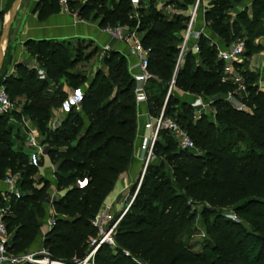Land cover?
I'll return each instance as SVG.
<instances>
[{
    "label": "trees",
    "instance_id": "1",
    "mask_svg": "<svg viewBox=\"0 0 264 264\" xmlns=\"http://www.w3.org/2000/svg\"><path fill=\"white\" fill-rule=\"evenodd\" d=\"M83 1L84 5L76 10L80 19L99 21L100 28L120 25L137 29L143 48L149 50L151 75L153 71H159L157 79L147 84L148 112L157 116L165 106V116L177 121L189 134L195 148L204 152L199 156L192 151L180 150L169 133H159L153 148L155 161L148 165L132 204L119 222L114 237L117 249L100 247L94 264H137V260L145 264H263L262 239L221 213L202 211L207 218L206 231L211 241L201 252L184 247L179 237L195 220L192 206L197 203L216 209L241 202L235 212L250 215L261 222L264 230V202L252 199L257 194L264 198V91L253 79L246 78L239 83L224 79L227 76L223 73L225 63L218 59L217 46L210 44L204 36L197 38L198 53L188 52L182 67L175 72L180 49L169 44L167 35L177 30L184 32L189 16L163 21L152 5L145 9L141 0L138 18L134 19L130 18L129 0ZM185 1L192 7L196 0ZM204 1L200 0L201 3ZM242 1L213 0L209 9L204 8L206 26L220 39L227 41L237 34L236 23L231 27L225 21L226 10L231 7V2ZM107 3L108 8L105 7ZM75 5L68 0L70 11L74 12L72 6ZM58 8L57 0H40L36 6L39 18ZM252 10L263 13L264 0H254ZM4 14L5 11H0V33ZM238 19L243 23L248 21L242 13ZM73 41L70 53L62 45L63 41H27L26 49L32 50L39 61L45 60L48 66L45 81H39L35 71L17 65L20 76L12 80L18 86L16 93L25 94L27 103L21 114H0V179L8 174L17 176L19 190H31L19 199L0 190V209L8 203L3 216L11 235L8 252L17 255L22 251L30 233L40 228L37 218L42 216L43 205L47 204L44 194L49 188L48 181L39 182L40 188L31 186L42 161L31 163L24 149L14 151L11 131L7 129L9 118L19 122L21 117L27 116L36 122L39 135L44 136L47 145V156L57 166L54 173L57 189L65 191L64 196L52 205L55 224L43 241L50 261L63 264H76L73 259L81 261L85 257L88 241L96 235L91 221L119 176L131 164L137 136L134 82L125 55L115 51L103 56L107 73L95 74L89 83L80 102L82 112L71 107L58 128L48 129L50 110L60 107L66 96L57 91L47 93L48 80L63 76L79 89L85 83L84 75L67 70L90 61L97 53L92 42ZM190 59L199 60L200 65L193 66ZM232 66L239 68L238 63ZM172 79L175 88L185 93L204 98L232 96L239 100L243 109L234 110L227 103L217 101L211 106L216 109L215 118L222 128L216 130L204 116L193 122L187 116L193 109L190 105H182L187 110L178 111V99L172 94L167 97ZM7 93L11 99L8 90ZM236 140L244 144V153L239 154L233 149ZM178 160L181 163L174 164ZM167 166L171 167V172ZM84 181L86 184L80 188L79 183ZM131 191H135L134 187ZM257 206L261 209L255 208ZM210 214L213 216L211 222L208 221Z\"/></svg>",
    "mask_w": 264,
    "mask_h": 264
},
{
    "label": "rangeland",
    "instance_id": "2",
    "mask_svg": "<svg viewBox=\"0 0 264 264\" xmlns=\"http://www.w3.org/2000/svg\"><path fill=\"white\" fill-rule=\"evenodd\" d=\"M26 1L27 0H23L22 5L25 4ZM72 1L74 3H76L75 6H72L74 12H76V10L79 7H81L82 5H84V3H85L83 0H72ZM210 1H213V0H206V9L210 8ZM13 2H14V0H0V11H5V14L3 17V25L8 19L9 10H10ZM60 2H61V0H57L58 6H61ZM67 2H68V0H67ZM142 5H143V7H145V9L147 6L152 5L154 12L161 15L163 21H165V20L166 21H174L179 17L180 18L181 17L187 18V15L189 12V7H190V4L185 0H142ZM105 7L106 8L109 7L108 3L106 4ZM241 13L247 17L248 21L246 23H243L238 19V15ZM239 14H237V15L234 14L232 2H231V7L226 10L225 21L226 22L228 21V23L230 24L231 27L236 23V26L234 25V28H237V34H235V36L231 37L229 40L226 41V40L220 39L216 34L213 33V31L209 27L206 26L205 23H204L205 24L204 26L206 27L207 30H206V32H204L205 34L200 33L199 36H204L206 39H208L210 44L216 45L217 48H225V47L227 48L230 45H232L233 43L238 42V41L244 43V54L237 62H235V63H238L239 68H234L232 66V72L230 74H226L227 70H226V64H225L223 73H225L227 76L224 74L226 76V77H224V79L227 78L230 81H232L235 78L240 79V81H244V79H246V78L248 80L253 79L254 82L257 84V86L261 90L264 91V54H263L264 44L262 42H260L261 39H264V12L260 13L259 11L252 10V8H251L250 12H248L246 9H244ZM201 30H202V28L201 29L198 28V30L196 29V31H199V32H201ZM234 31H235V29H233V32ZM182 34H183L182 30L181 31L177 30V31H173L172 34L167 35L170 39L169 44H171L175 47H179L181 44ZM8 36H9V34H8ZM139 37H141V34H139ZM62 45L64 47H66L70 53L72 48H73L74 41L73 40H65L62 42ZM206 45H208V44H206ZM26 51L28 53L29 60H31L32 64H27V65H23V66L27 70L35 71L36 78L39 81L44 80L46 77V68L48 67L47 64L45 63V60L39 61V59L34 55V52L30 49H26ZM122 53H123V55H125L124 51ZM9 61H10V50H9V48H7V43H6L5 51H4V66H3L1 73H0V84H2L10 92L11 101L15 105V108L17 110L16 112L21 114V110H22L23 106L27 103V98H26L25 94H20V93L17 94L16 93V87H18V86L14 83V81L12 79L18 78L20 76V74H19V71L16 69L17 65L14 66V68H12V70L8 68L9 67ZM190 63L193 66L195 64L200 65L199 60L193 61L190 59ZM20 65H22V64H20ZM67 71L70 73H74V74L84 75L85 83L82 86H80V88H79V89L84 90L85 87H87L89 85V83L91 82V80L93 79L95 74H97L99 72L100 73H107V68L104 66L103 57H101L99 55V51H97V53L91 58L90 61L78 63L73 69L67 70ZM158 72L159 71H153L152 72L153 73L152 79H157V73ZM241 73H243V75H241ZM7 80H10L9 83L4 85V82H6ZM155 81L157 84V80H155ZM47 83H48L47 93L51 92V94H53L55 91L60 93V92L65 91V90H72V91L78 90L77 84L70 83V81L68 79H66V77H63V76L59 77V79H57V80H48ZM163 85H164V87L166 86L165 83ZM180 92L185 93L180 88H176V90H175L176 96L175 95L173 96L174 99H178V102H179L178 111L187 110V109L183 108L182 105H185L186 107H188L189 102L193 101L196 97H201V96H196V95L191 94V93H187L189 96H185V98H181L179 96ZM241 92L243 93L244 91H241ZM177 96H178V98H177ZM58 98H60V97H58ZM67 98H68V95L64 96L62 98V100L63 101L65 100L64 102H66ZM202 98L205 102H208L210 105L214 102L221 101V102L227 103L229 105V107L234 109V110L239 111V110L243 109L241 104L238 102L239 100L233 98L232 96L215 95L212 97H206V98L202 97ZM72 107H75V106H72ZM216 114H217L216 109L213 108L212 106H210V107L205 109V112H199V110L192 109V112H190V115H189V111H188L187 116H188V119L189 120L191 119L193 122L198 120L200 117L204 116L205 119L207 121H209L210 123H212L214 128L217 130L218 128L221 127V122L216 120V118H215ZM22 118L28 119L29 117H27V116L21 117V121H19V122L13 121L11 118H9V120H8L7 129L9 131H11V141L13 144L12 148L14 151L22 150L24 148V145H25L24 144L25 135H24L23 129L26 130V126H25L24 122L22 121ZM17 124H19L20 126H17ZM48 129L54 130L55 128L50 127L48 125ZM219 133L220 132H218V134ZM193 135H192V137H193ZM226 137H227V139L230 138L229 135H227ZM231 139H233V138H231ZM39 140L41 141L42 144L45 145V147L47 146L44 143V136H40ZM236 141L234 142L235 146L233 147V149L239 154L244 153L245 152L244 144L238 140H236ZM194 154L199 155V156H203L204 152L199 147H196ZM39 160H40V158H38V156H36V157L29 156V161L31 163H35L36 161H39ZM178 163H181V160L180 161L179 160L174 161V164H178ZM52 165L57 168V166L55 164H52ZM166 169L168 170V172L172 171L170 166H167ZM10 176H13V175L8 174L4 178L0 179V183H3V181L6 180L7 178H9ZM33 179H34V183L31 186L34 188H40L41 187V185H38L39 182L48 181L44 178V176H42V175L40 176V169H39L38 174ZM138 180H139V178H138ZM55 181H56V179H55ZM133 187L136 191V189L138 187V181L135 183V185ZM56 189H57V184H56ZM0 190H2V192L7 194L6 189L5 190L0 189ZM135 191L133 193H131L132 191L130 192L131 196L129 198L134 196ZM30 193H31V190H29V189H24L21 191L22 196L25 194H30ZM44 195H48L50 197V202L43 205V209H44L43 214H42V216L37 218V222H38V225L40 226V228L39 229L35 228L30 233L29 238L23 244L24 247H23L22 251L15 256L22 257V256H25L28 254H34V255H37V256H35V258L37 260L38 259L42 260L45 258L49 259V257H48L49 255L47 253V250L43 248V241L45 239L46 234H44L45 236L43 237L41 234V232H42L41 230H42L44 224L46 226V221L48 219L56 218V215H55V212H54V209L52 207L51 202L55 199V197L59 196V194L55 195V191L53 189H51V186L49 183V188L47 189V191L45 192ZM129 198L127 197L126 202H125V206L122 208V210H124L127 207ZM252 199H256L258 201L264 202V198H262L261 194L255 195ZM239 204H241V202L237 203V204H233V205L228 206V207L216 208V209H212L203 203L194 204L192 206V209L196 214L195 220L193 221L192 224H190L188 227L185 228L183 234H181L179 237V241L186 248H189V249L196 251V252L202 251L203 246L207 242L211 241V236L206 231L205 223L207 221L206 220L207 218H205L202 215V211L204 209H208L209 212L221 213L223 215H226L232 221L238 223L248 233H252V234L260 237V239H262V241H263V247H264V230L262 228L261 222H258L255 219H252L250 217V215H248V214H237L235 211H236V208L239 206ZM255 208L261 209L260 206H257ZM121 212H119V214ZM126 212L127 211H125L123 217L125 216ZM119 214H117V216ZM208 221H210V222L213 221L212 214H210L208 216ZM42 237H43V240H42ZM73 261H78V260L73 259ZM137 262L141 263L138 260H137ZM56 263L63 264L60 262H56ZM263 264H264V259H263Z\"/></svg>",
    "mask_w": 264,
    "mask_h": 264
},
{
    "label": "built area",
    "instance_id": "3",
    "mask_svg": "<svg viewBox=\"0 0 264 264\" xmlns=\"http://www.w3.org/2000/svg\"><path fill=\"white\" fill-rule=\"evenodd\" d=\"M129 3L132 7L130 18L137 19V9L141 3V0H129ZM60 4L64 11H69L67 0H61ZM202 4L203 2L201 3L200 0H196L190 9L187 27L183 32L182 41L179 46L180 52L176 61L175 72L182 67L188 52L197 54L199 51L197 44L189 47V42L194 38L197 39L199 37V33L196 34L194 31V24L198 18V15L203 12ZM102 32L109 38L115 40L117 43L126 45L129 55L135 57L136 62L132 66H129V70L132 71L131 76L134 82L135 104L136 107L140 105H147L148 96L146 88L148 82L153 76L149 71V50L143 48L141 44V37H139L137 29H129L127 27L116 25L115 27L102 28ZM109 51V48H103L101 50V56L103 57L105 53ZM243 54L244 43L240 41L233 43L227 48H218V59L226 64V74H230L232 72V64L237 62ZM233 81L235 83H239L240 79L235 78ZM174 88V79H172L167 89V97L172 94V90ZM240 91H244L242 86L240 87ZM189 105L194 110H199V112H205V109L211 106L208 102H205L202 97H196L192 102L189 103ZM67 110L69 112L70 108H67ZM164 110L165 106L157 116H152L149 112L145 115L143 128L149 133L140 138V143L137 148L139 159L141 161V172L139 175L138 187L134 196L128 199L127 207L124 210H121L122 212L118 216L113 212L112 206L106 205L104 203L102 204L98 213L91 221V225L95 229L96 235L95 237L89 239L88 249L86 251L85 257L81 261H76V264H94V257L102 246H107L112 251L117 249L114 237L119 222L122 219L125 211H127V209L132 204L148 165L155 161L153 148L155 143L159 140L160 132L163 131L169 133L175 141L178 149L183 151H195V144L190 138L189 134L179 125L177 121L170 117H166ZM16 111L15 105L11 101L6 88L0 84V114L8 115ZM22 121L26 126V132L29 138V148L34 149L32 146L35 145V140L39 137L38 130L33 128L29 124L28 120L26 121L25 119H22ZM39 152L41 156H45L47 155V148L42 147ZM3 183L7 186L6 192L8 195H11L16 199L21 197V191L17 186V176H10L4 180ZM85 184L86 181L79 183V187L81 188ZM7 208L8 203H6L4 208L0 209V264H59L46 258L37 260L35 258L37 255L34 254L18 257L8 252V247L11 245V235L8 233L7 225L3 221V216L5 215ZM54 224V219H48V230H51ZM125 255L128 256L129 254L125 252ZM137 264L145 263L137 262Z\"/></svg>",
    "mask_w": 264,
    "mask_h": 264
},
{
    "label": "crops",
    "instance_id": "4",
    "mask_svg": "<svg viewBox=\"0 0 264 264\" xmlns=\"http://www.w3.org/2000/svg\"><path fill=\"white\" fill-rule=\"evenodd\" d=\"M40 0H27L25 4L19 7V10L16 14L14 22L10 28V33L7 39V48L10 50V61H9V69L12 70L14 66L22 64H32L31 60H29L28 53L26 51L25 43L29 40L33 41H41V40H57V41H65V40H75V39H84L92 42L93 46L99 51V55L101 56V50L105 47L109 48L110 51H115L123 54L124 51L125 57L128 61V70L129 66H132L136 59L133 56L129 55L128 49L126 45L119 44L115 40L109 38L106 34L102 32V28L99 27V21H91V20H83L77 16L76 12L72 11H64V9L59 6L58 9H54L48 12V14L39 18V11L36 10V6ZM254 0H243L240 3H232L234 14H239L242 10L246 9L248 12L251 11L252 2ZM203 11L206 8V1L203 2ZM189 8V13H190ZM204 18L203 12L198 15L196 22L194 24V31L197 34L199 31H196L202 28L200 33L205 34L206 27L204 26ZM208 35V34H207ZM183 36V34H182ZM206 36V35H205ZM209 38V37H208ZM182 41V38H181ZM264 44V39L261 41ZM194 44H197V39H193L189 42V47H192ZM6 46V44H5ZM4 46V51H5ZM179 48V47H178ZM264 54V51H263ZM102 57V56H101ZM232 69V67H231ZM130 73L132 71L129 70ZM135 72V71H134ZM88 86L85 89H78L75 91L65 90L62 91L64 94L68 95L67 101L63 102L62 105L58 108H52L50 110V117L48 121V125L50 127H54L55 129L59 127L62 121L65 119L68 110L70 107L75 106L77 112L81 113V98L84 92L87 90ZM174 88L172 90V95H175ZM176 96V95H175ZM181 98H185V96H189L187 93L180 92L179 95ZM178 98V96H177ZM192 102V101H191ZM190 103V102H189ZM137 109V136L134 144L133 151V160L131 164L128 166L125 172H123L118 180L116 181L114 188L110 192V194L104 200V204L112 206V210L115 214H119L122 208L125 206V202L127 197L131 196L130 192L132 187L138 181L140 172H141V161L139 159L138 154V146L140 143V138L142 136L147 135L149 132L143 128V123L145 121V115L148 114L147 105H140L136 107ZM25 119V118H22ZM29 121V124L38 130L37 124L34 121H31L29 118L25 119ZM17 126H20L17 124ZM25 135L24 142V151L28 154V156L40 158L42 161V166L40 167V176H44L46 180L50 183L51 189L55 191V195L59 194V196L55 197V199L51 202L58 201L61 199L65 191H59L56 189V181L54 177V173L56 171V167L52 165L47 155L41 156L39 150L45 145L41 143L39 137L35 140V145L32 146L34 149L29 148V138L25 129H23ZM39 133V132H38ZM0 189H7V186L4 183H0ZM2 191V190H1ZM41 234L44 237V234H47L50 230L44 224ZM42 237V240H43Z\"/></svg>",
    "mask_w": 264,
    "mask_h": 264
},
{
    "label": "water",
    "instance_id": "5",
    "mask_svg": "<svg viewBox=\"0 0 264 264\" xmlns=\"http://www.w3.org/2000/svg\"><path fill=\"white\" fill-rule=\"evenodd\" d=\"M21 2H22V0H14L11 8L9 10L8 19L4 23L2 30H1V33H0V71L2 69L3 62H4V46L7 42L10 28L14 22V19L16 17L18 10H19ZM161 166H163V163H161ZM44 202L45 203L50 202V197L48 195H46Z\"/></svg>",
    "mask_w": 264,
    "mask_h": 264
}]
</instances>
